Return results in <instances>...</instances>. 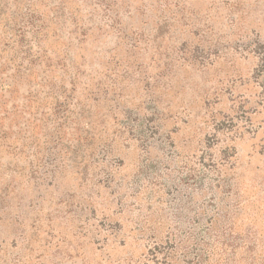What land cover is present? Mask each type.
Masks as SVG:
<instances>
[{
    "label": "rangeland",
    "instance_id": "obj_1",
    "mask_svg": "<svg viewBox=\"0 0 264 264\" xmlns=\"http://www.w3.org/2000/svg\"><path fill=\"white\" fill-rule=\"evenodd\" d=\"M0 264H264V0H0Z\"/></svg>",
    "mask_w": 264,
    "mask_h": 264
}]
</instances>
